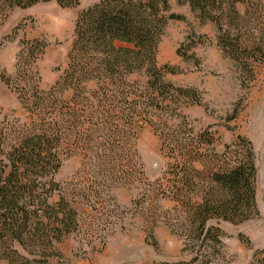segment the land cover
<instances>
[{
	"label": "trees",
	"instance_id": "1",
	"mask_svg": "<svg viewBox=\"0 0 264 264\" xmlns=\"http://www.w3.org/2000/svg\"><path fill=\"white\" fill-rule=\"evenodd\" d=\"M51 2L72 8L81 0H0V14ZM178 2L201 25L216 27L225 56L254 80L264 64V0ZM173 20L186 17L172 13L170 0H101L78 17L68 68L46 92L37 62L48 45L40 38L22 42L17 77L30 80L15 87L27 117L0 114V264H39L78 230L79 213L56 180L65 155L79 154L98 185H131L144 177L140 127L153 129L169 160L157 190L175 204L170 226L189 257L167 264H218L221 223L243 224L259 215L252 142L239 136L217 153L212 133H195L185 113L202 104L200 92L168 82L166 74L176 69L158 64ZM206 39L193 32L184 56L198 63L190 53ZM140 74L147 79H130ZM68 91L71 96L63 97ZM249 264H264V249Z\"/></svg>",
	"mask_w": 264,
	"mask_h": 264
},
{
	"label": "rangeland",
	"instance_id": "2",
	"mask_svg": "<svg viewBox=\"0 0 264 264\" xmlns=\"http://www.w3.org/2000/svg\"><path fill=\"white\" fill-rule=\"evenodd\" d=\"M100 1L81 0L72 8H62L55 2L41 3L29 9H15L7 15L0 14L1 118L22 120L27 117L15 87L16 83L25 85L30 80L17 77L22 42L38 38L46 41L48 46L37 62V70L40 90L49 91L68 68L78 17ZM170 4L172 13L183 15L186 20L169 23L159 45L158 64L176 69L166 74L168 82L200 92L202 104L185 111L191 127L195 133H212L216 139L213 148L219 154L239 136L253 144L259 215L243 224L221 223L225 236L218 262L249 264L255 252L264 249V64L257 66L254 80L247 79L218 46L214 25H201L189 7L181 6L178 0H170ZM193 32L207 36L205 42L190 53L196 56L198 63L184 56L183 44ZM3 75L12 81L11 85L2 79ZM130 79L144 81L147 77L140 74ZM89 88L94 89L95 83ZM70 96L71 91L63 93L65 98ZM138 133V150L145 174L131 185H113V188L98 185L79 154L63 157L56 180L79 213V228L56 245L57 254L39 264L189 261L183 251V239L173 234L170 226V222L173 223L170 212L175 204L157 190L164 182L169 165L162 152L161 139L148 126L138 128Z\"/></svg>",
	"mask_w": 264,
	"mask_h": 264
}]
</instances>
